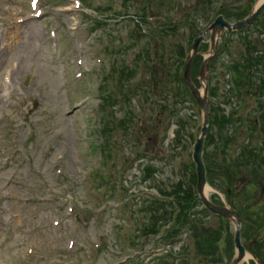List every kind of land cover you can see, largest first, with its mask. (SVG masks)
Listing matches in <instances>:
<instances>
[{
	"label": "rangeland",
	"instance_id": "374dc122",
	"mask_svg": "<svg viewBox=\"0 0 264 264\" xmlns=\"http://www.w3.org/2000/svg\"><path fill=\"white\" fill-rule=\"evenodd\" d=\"M87 1V4L94 7L99 2ZM109 1H114V8H118L120 0ZM151 1V12L138 16L137 20L140 28L146 31V34H141L142 47L150 48L151 45L153 48V40L156 43L159 66L154 75L150 71L144 75L139 71L134 84L141 86L131 85L132 91H136V86L141 87L140 90L146 88L143 90L144 102L142 97L131 94L126 103V108L141 120L135 118L132 121L133 114H128L131 118L125 120L127 129H110V133H113V159L106 163L109 165L107 169L115 176V181L120 183L124 180L129 197L126 198V194L112 195L105 202L95 191L94 187L97 185L89 174L102 166L98 153L90 151V144L101 142L98 118L102 103L98 97V86L101 69L106 68L103 48L107 44V38L104 36L111 30L112 37L125 38L126 23L116 24L122 20L110 21V25L91 29L90 18L95 14L88 15L89 11L76 9L71 0H38L39 11L43 13L41 17H36L29 0H0V264H115L117 258L114 252L122 246L117 235L122 239L129 232L126 214L123 216L118 213L119 204L127 199H130L129 204L131 200L135 202L130 197L133 195L137 198L144 192L155 194L156 188L162 186L161 180L171 178L173 165L182 164L184 167V190L194 184L190 154L183 153L180 159L173 157L177 154L175 145H180L175 140L176 132L177 137L185 135L184 124L189 131V126L194 121L196 125L200 123L201 113L187 102L186 92L180 94L184 104L180 105L177 99L173 111L158 98L156 91L152 96L149 95L151 91L148 92V84L155 78H158V89L161 92L163 73H166V69H163L164 62L172 56L174 45L181 37V31H176L171 33L170 38L162 39L156 18L168 16L166 10L169 0ZM230 1L232 0H174L173 6L180 14L196 6V16L200 20L198 27H201L202 32L209 8L215 11L220 2L226 4ZM245 1L241 0V3L244 4ZM58 3L60 6L55 7ZM254 5L255 1L249 0L245 12L250 11ZM142 6L140 2L137 10ZM181 17L183 16L175 20L176 24L183 22ZM2 18L4 21H1ZM13 18H20L23 22L15 23ZM253 23L251 29L244 34L231 35L224 30L218 38L220 42L225 36L229 46L221 53L218 51L219 59H213L215 71L213 70L211 79L213 78L212 84L217 90L216 96L210 99V123L204 144L205 160L209 168L207 178L221 189H231L229 200L243 210L242 233L245 232L248 238L264 234V230L257 232L251 210L245 209L255 203L250 202L252 198L258 201V205L264 203V168L250 170L253 166L240 163L239 147L243 146L245 139L249 138L252 145L260 139L259 120H254L253 123L249 119L250 112L255 110L254 105L259 100L264 101V98L259 99L254 94L245 92V83L240 77L237 79L238 93L230 91L224 65L242 60V56L248 64L237 70V73L245 74L250 71V75H253V71H256L252 60H247L249 53L245 46L250 43V54L261 55L264 51V38L255 33L258 25ZM13 35L15 41L12 39ZM242 35L248 36L242 39ZM209 41L210 33L207 32L199 47L201 56L195 57L192 62L193 69L199 68L202 57L207 55ZM3 44L7 46L3 47ZM129 56L132 57L131 54ZM262 63L264 67V62ZM12 64L17 66L15 79L5 85L6 75L3 77L2 73L8 71ZM235 94L244 106L234 114L232 125L221 123L220 126L218 120L226 119L221 117L223 114L228 116L226 109L228 105H233L232 95ZM118 102L125 103L118 97L116 105L104 107L103 114L110 120L122 116ZM137 124L139 128L135 132ZM254 131V136H251ZM218 142L221 144L217 146ZM132 149H136L142 157L132 158ZM211 160L215 165L208 163ZM146 165L154 169L151 178L142 181L141 170ZM242 186L245 187L243 191ZM212 196L219 200L216 195ZM219 196L220 200L223 199L221 194ZM68 203L76 206L75 212L82 219L66 213ZM182 204L188 206V201H182ZM253 207L256 209L257 206ZM93 208L98 211L105 208V211H100V214L93 217L90 212ZM258 211L264 215L263 209ZM249 216L251 223L247 222L244 230V218L250 220ZM199 218L206 227H217L220 224V220L213 216L201 214ZM86 219L90 221L86 222ZM125 223L127 225L122 227ZM192 224V221L182 219L178 229L186 228L187 231L180 232L175 249L192 232ZM229 228L233 234V227L230 225ZM101 230L105 232L102 243L104 248L99 253H94L97 233H102ZM117 230L119 233H116ZM200 235L199 242L206 247L201 249L208 250V241L212 240L213 235ZM241 241L249 243L243 238ZM191 246L193 258L212 261L204 251L199 254L198 248L195 250L192 243ZM226 246L228 251L233 250L230 244ZM153 249H156L154 241L148 240L141 252L147 262L153 255ZM87 256L90 260L84 261Z\"/></svg>",
	"mask_w": 264,
	"mask_h": 264
},
{
	"label": "water",
	"instance_id": "95a60500",
	"mask_svg": "<svg viewBox=\"0 0 264 264\" xmlns=\"http://www.w3.org/2000/svg\"><path fill=\"white\" fill-rule=\"evenodd\" d=\"M247 22H248V20H246L245 22H238V23L234 24L233 26H230L227 23L223 22L221 20V18L219 17L215 24L218 23L220 26H221V24H222V26L226 25L228 29H231L233 27H240V26L246 24ZM185 76H186V80H187L188 84L191 86V88H193L191 85V82L189 80V77H188V69H186ZM193 93L196 96L199 103L201 104V106L203 107L205 114H206L207 113V105H206L205 99H201L194 88H193ZM204 133H205V126L203 127V135H204ZM200 148H201V139L199 140V143L197 144L195 159L198 163V175H199V182H198L197 188H198V192L200 193V196H201L203 203L205 204V206L209 210H211L215 213H218L220 215H223L225 217H228L229 215H234V217L236 218V221L238 222V215L235 212H233L232 210H230L227 207H217V206L211 204L210 202H208L206 200V198H204V196L202 194V188H203V185L205 184V180H204V168H203V165H202L201 160H200ZM235 240L237 241V237L235 238ZM237 246L239 247V254H238V258L235 260V262L239 258H241V256L243 255V249L238 244V241H237Z\"/></svg>",
	"mask_w": 264,
	"mask_h": 264
},
{
	"label": "bare ground",
	"instance_id": "6f19581e",
	"mask_svg": "<svg viewBox=\"0 0 264 264\" xmlns=\"http://www.w3.org/2000/svg\"><path fill=\"white\" fill-rule=\"evenodd\" d=\"M12 39H14L13 41H15V35L12 36ZM10 44H11V43H10ZM9 46H10V45H9ZM9 46H8V47H9ZM206 190H207V188H206Z\"/></svg>",
	"mask_w": 264,
	"mask_h": 264
}]
</instances>
